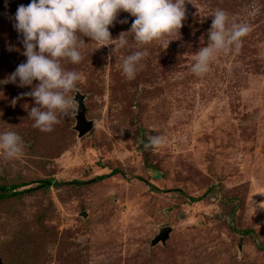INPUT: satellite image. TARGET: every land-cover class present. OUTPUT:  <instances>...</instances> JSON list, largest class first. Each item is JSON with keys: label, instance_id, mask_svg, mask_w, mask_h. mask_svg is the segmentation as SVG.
I'll return each instance as SVG.
<instances>
[{"label": "rangeland", "instance_id": "1", "mask_svg": "<svg viewBox=\"0 0 264 264\" xmlns=\"http://www.w3.org/2000/svg\"><path fill=\"white\" fill-rule=\"evenodd\" d=\"M28 3L0 0V80L26 60L12 17ZM184 7L179 35L144 46L132 80L121 71L137 50L131 37L115 51L82 37V60L62 62L80 74L76 90L92 120L80 137L75 111L41 131L28 116L33 98L21 95L32 86L0 84V132L24 142L21 157L0 155V185L34 187L0 199L3 264H264V0ZM215 9L251 30L238 53H219L196 76L193 56L207 45ZM133 19L118 12L110 36ZM142 133L161 144L139 147ZM112 167L119 172L97 178ZM165 225L169 236L151 244Z\"/></svg>", "mask_w": 264, "mask_h": 264}, {"label": "clouds", "instance_id": "2", "mask_svg": "<svg viewBox=\"0 0 264 264\" xmlns=\"http://www.w3.org/2000/svg\"><path fill=\"white\" fill-rule=\"evenodd\" d=\"M184 5L185 0H29L27 5H18L12 17L26 60L0 80V84L32 86L21 94L34 101L28 116L33 127L51 131L60 115H68L77 107L73 93L80 74L64 68L62 62L78 64L82 60L80 49L87 44L82 37H88L99 47L112 45L111 51L127 46L131 37L137 50L124 56L121 71L126 79L132 80L148 55L144 46L159 41L166 47L171 40L166 37L179 35L185 17ZM120 11L134 19L127 31L113 39L109 26L117 21ZM210 16L207 45L199 48L191 64V72L196 76L206 74L219 53H238L242 38L251 30L246 23L229 25L223 9H215ZM117 22L127 23V18ZM144 144L149 148L159 146L161 138L148 135ZM23 150L24 142L19 134L11 130L0 132V155L15 159L22 156Z\"/></svg>", "mask_w": 264, "mask_h": 264}, {"label": "water", "instance_id": "3", "mask_svg": "<svg viewBox=\"0 0 264 264\" xmlns=\"http://www.w3.org/2000/svg\"><path fill=\"white\" fill-rule=\"evenodd\" d=\"M73 99L77 105L75 109V113H74L75 122L73 125V129L76 131L77 133L76 135L80 137L92 128V120L88 119L85 115L86 107L83 102V94L76 90L74 92ZM140 139L141 141L143 140V142H145L147 139V136L142 133V137ZM138 146L146 147L145 144L142 142H140ZM146 148H149V147H146ZM29 188L32 189L34 187H29ZM170 231H171V227L168 225L160 227L156 235L151 239V244H155L159 241L163 243L165 239L169 236ZM0 264H3L1 259H0Z\"/></svg>", "mask_w": 264, "mask_h": 264}, {"label": "trees", "instance_id": "4", "mask_svg": "<svg viewBox=\"0 0 264 264\" xmlns=\"http://www.w3.org/2000/svg\"><path fill=\"white\" fill-rule=\"evenodd\" d=\"M119 172V169L117 167H112L110 168V170L107 173H103L98 175V179H101L103 177H106L108 175L111 174H115ZM41 182H44V187L47 188L49 186L50 183H52L53 181L51 179L48 180H40ZM22 183H14V184H10L8 186L6 185H0V199L5 198V197H10V196H18L21 193L24 192H29L31 190V188H24V189H20V190H16L17 187L22 186ZM152 188H156L154 187V185H151ZM200 199V197H191L190 200L191 201H196ZM242 233L247 234V233H251L252 229L250 228H246V229H242L241 230Z\"/></svg>", "mask_w": 264, "mask_h": 264}]
</instances>
